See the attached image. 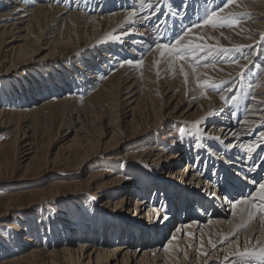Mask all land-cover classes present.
<instances>
[{
	"label": "bare ground",
	"instance_id": "bare-ground-1",
	"mask_svg": "<svg viewBox=\"0 0 264 264\" xmlns=\"http://www.w3.org/2000/svg\"><path fill=\"white\" fill-rule=\"evenodd\" d=\"M222 2L189 0L182 10L180 3L171 6L169 0H146L152 8L142 7L139 0H0V65L12 73L23 68L18 64H60L62 51L74 46L79 50L73 60L90 56L88 62L83 59L80 68L73 65L68 73L62 71L56 78L44 80L40 94L29 93L31 98L41 99L32 110L0 108V130L18 131L24 162L40 159V137L46 133L37 132L32 117L44 118L47 110L52 120L58 121L54 140L57 152L51 163L64 169L74 163L73 167L81 171L96 155L118 149L120 136L129 131L131 137L143 133L148 138L138 158H114L124 162L122 174L114 166H106L88 176L95 202L104 198L106 206L114 202L121 211H134V219L110 224L115 236L127 231L124 241H101L98 233L87 229L85 241L78 242L82 233H69L70 239L63 245L56 248L51 244L49 248L26 235L21 245L33 244L32 248L0 264H235L240 258L232 252L264 246V216L258 215L249 223L241 213L246 205L233 209L237 199L264 203L259 198V184L264 183V137L260 135L264 132V57L258 56L260 35L264 33V0H242L239 6L225 9L222 15L251 16L238 27L193 28L181 42L208 45L214 51L220 46L232 49L251 45L255 48L251 55L254 64L249 65L251 72L243 79L239 73L247 60L221 64L229 56H239L238 52L216 54L205 61V48L195 53L196 61H177L175 74L167 54L161 57L157 50L145 55L150 45L173 42L203 16L205 7ZM129 12L136 15L129 18ZM256 14L260 16L254 18ZM251 51L245 48L244 55ZM36 56L40 58L34 59ZM139 59L144 61L142 66L125 63ZM181 64L188 73L187 82L180 72ZM190 64L196 66L195 73ZM205 80L224 83L218 92H206L198 86ZM250 84L254 86L250 88ZM227 87L248 98L237 103L222 100L221 95L231 96L223 91ZM49 93L52 96L43 97ZM112 99L117 102L116 113H102L99 107ZM196 122H200L198 127ZM249 145L258 146L249 153ZM136 167L149 168L155 175H174L171 183L177 189L164 188L170 181L161 184L162 179L152 186L151 176L134 172ZM132 171L138 181L129 185L123 174ZM201 187L203 195L197 193ZM251 188L257 190L247 195ZM149 190H153L154 200L147 198ZM154 209H160L159 216L167 215L168 219H157ZM172 219L178 222L176 239L170 237L162 246L169 234V225L164 224ZM166 246L168 251H164ZM248 259L252 264H262L258 256Z\"/></svg>",
	"mask_w": 264,
	"mask_h": 264
},
{
	"label": "rangeland",
	"instance_id": "rangeland-1",
	"mask_svg": "<svg viewBox=\"0 0 264 264\" xmlns=\"http://www.w3.org/2000/svg\"><path fill=\"white\" fill-rule=\"evenodd\" d=\"M117 1L121 2V0ZM169 1L171 6L180 3L179 7H182L183 10L187 5L186 2L189 0ZM208 1L212 2V0ZM259 16V14L253 15L254 18H258ZM259 45L258 56L261 58L264 57V41H260ZM76 48L74 46L63 50L61 53V60L63 61L60 64H52L49 62H39L38 65L34 64L33 66L18 64L23 68L13 73L11 70H8L9 68L6 65L3 64L5 67L0 65V108H5L8 111L15 109L16 111H20V109L21 111L32 110L33 105H38L41 99L33 96L38 101L35 100L32 103L31 99L33 98L28 96V94L34 92L40 94L44 80L50 79V77L56 78L62 71L68 73V70L74 69V66L80 68L84 58L88 62L90 56L78 58V61L73 60L75 58L74 55L79 50V48ZM252 53L251 51L249 54L252 55ZM39 58L37 56L34 57L37 60ZM236 59L240 60V62L245 60L241 54L239 56L233 55L224 59V63L221 64L235 65L236 63L232 61ZM71 66L73 67L71 68ZM14 69H17V67ZM70 78H67V83L70 81ZM82 85H84V81ZM235 94L237 93L235 92ZM50 96H52L50 93L48 96L43 95L45 98ZM51 99L57 100L55 97H51ZM116 104V100L112 99L104 107L99 108L104 114H112L117 111ZM247 105H249V102ZM44 114V118L39 117L40 120L37 116H34L35 118L32 117L37 132L40 131V134L46 133L40 137L39 142L41 146L40 159L42 161L39 159L32 163L24 162V159H22L24 155L20 153V148L22 147L19 146L18 131L15 128L0 130V262L3 263L9 258L24 255L32 248L33 244L21 245L22 239L26 235L38 238L39 245L45 243L49 247L51 244H55L54 247L59 248L70 239L69 233H82L84 236L82 238L80 237L78 241L82 242L86 240V233L84 231L91 229L95 233H98L101 241L120 244L117 242L124 241L128 233L126 230H123L120 237L118 235L115 236L112 234L110 224L113 221L114 224L116 222L122 224L126 219L135 218L134 211L128 212L129 209L121 211L115 208L117 204L115 205L114 202L106 206L107 199L103 198L95 202L93 198L94 192L92 193L91 191L88 176L93 175L99 168L106 166H114L118 174H122L124 168L122 165L124 162L122 160H115L114 158L126 156L127 158H138L146 148L148 138L145 139L143 133L131 137L132 132L129 131V133L120 136L122 142L118 149L96 155L93 160L90 159V162L87 161L84 163L81 171L73 167L74 163L64 169L51 163L57 152V149H54V140L55 132L58 128V121L52 120L49 110L45 111ZM14 120L16 122L17 118ZM64 134L62 135L64 136ZM103 156L105 158L104 161L100 159ZM183 163H181V166ZM181 166L178 168L179 170ZM134 172L144 174L146 177L150 175L151 178L149 181L150 183L152 182V186L153 183H156L154 181L158 180L157 182H159L162 179L161 184L170 181V183L164 185V188H169L172 191L177 189L171 183L174 180V175L170 176V174L166 173L161 176L159 174L155 175L149 168L143 167H136ZM134 172L123 174L128 180L126 184H135L138 181ZM34 190H37V192L32 194L31 192ZM197 190L199 191L197 192L198 194H204L202 187ZM256 190L257 188H251L247 195L252 194ZM209 193L211 197H214L212 195L214 193L213 191ZM98 198L100 197L97 196ZM147 198L154 200L153 190L147 192ZM200 215L203 217V214L200 213ZM160 220L162 221L163 219L161 218ZM177 223L175 219L170 220L169 223L165 222L164 225H169V234L161 242L162 246H165V241L174 235V228Z\"/></svg>",
	"mask_w": 264,
	"mask_h": 264
},
{
	"label": "snow or ice",
	"instance_id": "snow-or-ice-1",
	"mask_svg": "<svg viewBox=\"0 0 264 264\" xmlns=\"http://www.w3.org/2000/svg\"><path fill=\"white\" fill-rule=\"evenodd\" d=\"M242 0H223V3L220 5H213L211 7H205L204 9V14L202 17H199L197 22L194 24L189 25L179 36H176L174 38V41L171 43H155L154 45H150L148 48V52L145 53V55L150 54L153 51H159L160 56L164 57L166 54L169 58V63H170V68L175 74V68H176V62L177 61H185V60H193L196 61L197 58L195 56V53L198 51H204L205 48H208L207 54L203 57L205 61L208 60L209 56H213L215 58L216 54H223L227 55L230 52H238L240 53L245 60L248 61L247 65H244V71L240 72L239 75L241 79L245 77V75L249 72H251V68L249 65H253L254 62L251 59V55H244V49L245 48H251L252 52H255V48H252L251 45H236L234 48L229 49L225 48L223 46H220L218 49L215 51L211 49L210 46L208 45H203V44H192L191 42L187 44H182L181 42L184 40V37L188 35L193 28H201L203 26H210L212 29L216 28H235L238 27L241 23L246 22L245 17L247 19H251V16L247 13H228L225 15H222V13H225V9L229 8L232 5L239 6L241 4ZM139 4L142 7H148L152 8V5L150 3H146V0H139ZM135 12H129L128 17L132 18L135 16ZM223 35V33H221ZM251 39V37H249ZM260 40L264 41V33L260 35ZM233 63L240 64V60L236 59L232 61ZM125 63L129 65H136V66H142L144 61L143 59L139 60H127ZM199 63V61H197ZM192 68V71L195 73L196 72V66L193 64L189 65ZM209 66H214L209 62ZM123 67V64L121 65ZM180 72L184 75L185 82H187L188 78V73L184 70L183 64L180 65ZM157 75H159V71L157 72ZM224 82L221 81L220 83H216L211 80H205L203 83L199 84L198 86L204 89L206 92L207 90L211 89L214 92H218L221 88V85ZM254 85L250 84L249 87H253ZM258 86V85H257ZM224 92L226 93H232L231 96H225L221 95V99L225 100L226 102L228 100H231L233 103L239 102L241 99H246L248 97H241L237 96L232 87H227L224 89ZM251 99H255V96H251ZM200 122H196L194 126L199 125ZM235 135V133H233ZM261 137H264V132H262ZM216 139H219V137H216ZM258 145H249L248 146V151L249 153L254 152L256 150V147ZM196 147H202L201 144H197ZM251 158V157H249ZM215 195V193H213ZM259 198L261 201H264V183L259 184ZM240 205H246L245 208L241 209V213L243 215L247 216L248 222L250 223L253 219H255L258 215L264 216V203L262 204H256V203H248L247 199H237L233 202V209H236ZM154 211L157 212V219H161L159 216L160 209H154ZM236 213L233 212V215ZM162 219L166 220L168 219L167 215H165ZM246 226V225H245ZM184 227H190V225H185ZM180 229H177V232H179ZM235 233H233L234 235ZM172 239L175 240L176 236L173 235ZM225 240H228V236L224 237ZM171 243V241H169ZM209 243H212L211 240H209ZM233 244H237V241H232ZM203 245L201 244V247ZM216 245L213 244V248H215ZM164 251H168V247L166 246L164 248ZM204 255H207V253H204ZM232 256H239V260L235 262V264H241V261H244L245 264H252V260L248 259L249 257H260L262 264H264V246L259 247L258 249H250L248 247H245L243 251L237 252H232ZM225 260L228 259V256L226 255L224 257Z\"/></svg>",
	"mask_w": 264,
	"mask_h": 264
}]
</instances>
